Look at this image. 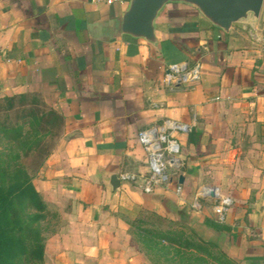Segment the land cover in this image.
I'll list each match as a JSON object with an SVG mask.
<instances>
[{
  "label": "crops",
  "instance_id": "obj_1",
  "mask_svg": "<svg viewBox=\"0 0 264 264\" xmlns=\"http://www.w3.org/2000/svg\"><path fill=\"white\" fill-rule=\"evenodd\" d=\"M123 11L90 0H0V98L38 93L64 118L31 180L57 225L42 264H153L129 230L142 209L211 230L237 264H264V5L257 21L228 33L191 7L166 5L155 46L116 34ZM180 63H199L200 79L167 87L164 70ZM168 122L190 129L167 131L181 166L170 185L145 193L137 135ZM205 186L231 199L229 231L204 223L216 221L213 200L192 208Z\"/></svg>",
  "mask_w": 264,
  "mask_h": 264
},
{
  "label": "trees",
  "instance_id": "obj_2",
  "mask_svg": "<svg viewBox=\"0 0 264 264\" xmlns=\"http://www.w3.org/2000/svg\"><path fill=\"white\" fill-rule=\"evenodd\" d=\"M63 127L62 115L47 107L38 93L0 98V264H42L44 243L52 232L42 234L48 213L31 180L53 153ZM157 223L176 228L168 233L171 239L159 229L149 228ZM204 223L216 231H229L217 221ZM134 225L138 232L151 237L143 250L150 262L151 245L161 241L174 245L176 256L182 257L175 264H207L203 257L179 252L178 248L206 252L210 246L197 242L193 230L182 221L170 222L142 209L130 227ZM152 248L157 250V244Z\"/></svg>",
  "mask_w": 264,
  "mask_h": 264
},
{
  "label": "built area",
  "instance_id": "obj_3",
  "mask_svg": "<svg viewBox=\"0 0 264 264\" xmlns=\"http://www.w3.org/2000/svg\"><path fill=\"white\" fill-rule=\"evenodd\" d=\"M96 5L107 7H125L129 0H90ZM124 8V9H125ZM201 70L199 63L189 65L187 63L168 65L164 70L163 83L167 87L197 82L200 79ZM165 126H154L140 131L137 135L138 144L146 153L148 176L144 178L143 190L151 193L156 187H167L172 181V173L181 166L180 147L177 141L171 138L167 131L187 133L190 129L186 125L168 122ZM172 163V165L170 164ZM123 182H132L136 179L133 174H121ZM181 187L175 188V194L180 195ZM208 198L214 201L212 208L218 223H224L226 214L231 207L232 201L228 197L221 196L218 191L211 187H202L195 196L192 208L196 211L202 208L201 199Z\"/></svg>",
  "mask_w": 264,
  "mask_h": 264
},
{
  "label": "water",
  "instance_id": "obj_4",
  "mask_svg": "<svg viewBox=\"0 0 264 264\" xmlns=\"http://www.w3.org/2000/svg\"><path fill=\"white\" fill-rule=\"evenodd\" d=\"M264 0H129L115 22L116 34L142 40L155 46V20L168 4H181L195 9L213 27L223 33L241 21H257ZM172 165V163H170ZM111 187H119L117 177H112ZM179 183L183 179L179 176Z\"/></svg>",
  "mask_w": 264,
  "mask_h": 264
},
{
  "label": "rangeland",
  "instance_id": "obj_5",
  "mask_svg": "<svg viewBox=\"0 0 264 264\" xmlns=\"http://www.w3.org/2000/svg\"><path fill=\"white\" fill-rule=\"evenodd\" d=\"M168 5L174 7V4H168ZM175 5H181V4H175ZM118 8L122 9L123 11L125 7H118ZM160 217L170 222H177V221L170 219L169 217H162V216ZM134 220L130 221L129 225L134 224ZM183 223L185 226L193 230L194 239L197 242L210 244V246L206 247V252H200L196 250L191 251V250H187L184 248H178L180 253H183L188 256L190 255L192 257L193 256L203 257L204 261H206L207 264H237L224 251V248H225L224 241H221L220 239H218L217 236L211 232V230L208 231L209 232L208 234V232H206L205 230H202V229H201L202 231L201 230L199 231V229L194 230L191 226H189L188 223L186 222H183ZM56 226L57 225H56L55 219L50 214H48L46 220L43 222L41 226V230L43 232L42 234L43 235L50 234L51 232L55 230ZM170 226L171 225H168L167 223H163V224L157 223L154 226H149V228L152 229L153 227H155L156 229H159V232L162 233V235L169 237L168 233L174 232L176 229L175 227H172V226L170 227ZM142 227H146V226H142ZM129 230L132 235V242L134 246H136V248L140 252L143 253V250L145 249V247L149 246L151 242V237L147 235H143L140 232H138L136 225L131 226ZM214 232H217V231H214ZM169 238L171 239L172 237H169ZM154 244H157V250L159 251H157L155 248H152L154 247ZM150 248L151 249H149V256L152 259L153 264H175V261L182 258V257L180 258V256H176L174 245H171L167 242H161V241L160 242L157 241L156 243L153 242Z\"/></svg>",
  "mask_w": 264,
  "mask_h": 264
}]
</instances>
